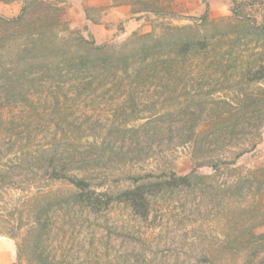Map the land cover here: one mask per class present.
Returning <instances> with one entry per match:
<instances>
[{"label":"rangeland","instance_id":"obj_1","mask_svg":"<svg viewBox=\"0 0 264 264\" xmlns=\"http://www.w3.org/2000/svg\"><path fill=\"white\" fill-rule=\"evenodd\" d=\"M43 1L21 23L0 26L12 44L0 46L7 59L29 49L27 55L62 71L51 78L37 68L28 79L0 80V236L26 234L27 207L40 191L71 192L36 172L60 154L74 161V171L95 165L94 180L113 192L131 184L130 174L171 169L191 182L151 195L148 219L118 202L97 214L71 206L59 211L48 245L60 264H247L264 243V82H248L244 72L264 52V32L238 27L232 0H214L206 19L196 0ZM246 1L253 4L244 14L260 26L264 0ZM48 5L56 37L37 27ZM25 6L26 0H0V17L16 19ZM119 6L144 17L145 29L98 44L82 19ZM38 29L47 33L32 48L28 36ZM71 33L108 44L110 53L124 52L130 61L107 69L67 65L87 55L66 42ZM145 34L212 45L170 63L178 72L161 81L155 42L142 40ZM255 264H264V252Z\"/></svg>","mask_w":264,"mask_h":264},{"label":"trees","instance_id":"obj_2","mask_svg":"<svg viewBox=\"0 0 264 264\" xmlns=\"http://www.w3.org/2000/svg\"><path fill=\"white\" fill-rule=\"evenodd\" d=\"M234 8L232 13L234 18L238 22V27L258 29L264 32V23L260 26L253 25V22L248 19L244 14L245 10L252 6L253 3L246 0H232ZM207 10L204 14V19L209 16V0H204ZM38 4H46L43 0H26V6L23 8L21 16L16 19L9 20L0 17V26H6L9 23H21L26 20L29 15V8L35 7ZM52 13L49 5L47 9L37 16L38 28H47L49 31V36L52 37L56 32H54L51 26L50 19ZM46 29V30H47ZM178 30V29H174ZM46 32L33 31L28 36L31 41L32 48L43 39V35ZM0 34V46L3 51L5 44L11 45L9 40ZM56 37V35H55ZM142 40H153L155 44L153 45V65L162 66V76H156L159 80H164L167 76H172L174 72H178L177 65L170 67V63H179V58L187 57L192 53H201L210 50L212 44L203 41L195 40H181L172 41L169 39V35H162L158 38H154L152 34H145L140 36ZM214 38V37H213ZM66 42H76L79 49L87 51V55L72 56L67 61V65H72L73 63L78 64L79 68L85 66L87 68L97 69L99 66L104 69L114 67L117 61L121 58L123 61L128 62L130 58H125L124 52L119 54L110 53L108 51L109 45H97L94 41H86L85 39L79 37H73V33L66 39ZM27 49L26 51H28ZM17 50L14 58L5 57L0 52V80L15 78L28 79L35 73V69H42L45 74L51 78L59 76L62 71L55 66L51 61L46 59H39L34 57V55H27L25 52ZM98 55V60H90L91 55ZM174 57V58H173ZM81 60H78L80 59ZM13 65L10 69H7V64ZM10 71L11 74H10ZM33 73V74H32ZM177 74V73H176ZM12 75V76H11ZM244 77L248 82L252 83H262L264 82V52L260 54V58L253 63L244 72ZM194 135L190 136L189 139L192 140ZM73 160H77L74 159ZM81 161V160H79ZM74 161H68L62 155H53L49 161L42 163L40 168L37 169V173L41 176H47L53 183H63L72 188L71 192H65L57 190L56 192L45 193V191H40L39 195L34 198V205L32 208L27 207L28 215L31 220V226L27 230L26 234L20 238L16 234H8L9 237L16 240L17 242V263L20 264L25 260L26 264H60L56 257L53 256L51 249H49L48 241L52 235L55 227L56 220L54 215L59 211H64L71 207H80L81 209H86L91 213H101L106 211L115 202L125 203L131 209L134 215L142 219H148L151 214V204L150 196L161 192L166 188H175L180 186H189L190 176H183L177 174L174 170L164 171L159 175L154 173L142 174H130L128 175V180L131 184L125 189L113 192L108 189H104L105 181L96 182L95 172L96 166L91 165L90 168L84 169V171H74ZM84 175H79L82 174ZM45 178V177H44ZM264 252V243H261L257 247L253 248V251L248 257L247 264H255V257L260 253Z\"/></svg>","mask_w":264,"mask_h":264},{"label":"crops","instance_id":"obj_3","mask_svg":"<svg viewBox=\"0 0 264 264\" xmlns=\"http://www.w3.org/2000/svg\"><path fill=\"white\" fill-rule=\"evenodd\" d=\"M186 1L187 0H183ZM223 2L225 0H222ZM227 1V0H226ZM201 6V11L206 12L207 7L203 0H196ZM104 3H99L97 6H101ZM225 4V3H224ZM226 5V4H225ZM5 9H9L10 5H5ZM79 8V7H77ZM83 8V6H81ZM215 10L214 0H209V12ZM83 11V10H82ZM82 13L78 15L80 17ZM85 13L83 12V15ZM187 15V14H185ZM137 14H133L131 8L128 6H119L112 8L109 13L105 11L101 16L94 20L93 18L82 19L88 30L92 33L94 39L98 44L105 43L108 39L116 37H127L133 33L143 31L145 29L144 17H135ZM123 23L122 28H118L119 24ZM17 263V245L9 238L0 236V264H16Z\"/></svg>","mask_w":264,"mask_h":264}]
</instances>
